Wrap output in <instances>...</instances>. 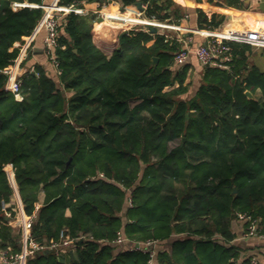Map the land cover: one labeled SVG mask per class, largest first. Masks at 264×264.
Returning <instances> with one entry per match:
<instances>
[{
    "label": "trees",
    "instance_id": "16d2710c",
    "mask_svg": "<svg viewBox=\"0 0 264 264\" xmlns=\"http://www.w3.org/2000/svg\"><path fill=\"white\" fill-rule=\"evenodd\" d=\"M29 1L0 0V248L20 250L6 213L12 162L25 210L36 212L34 236L76 238L73 255L46 249L26 264H254L234 223L243 219L248 232L256 219L264 230V68L250 60L255 46L229 40L230 67L203 65L191 94L192 63L174 60L178 38L137 27L107 54L93 39L98 15L71 10L47 51L56 74L37 63L22 75L19 100L5 88L6 70L44 14L43 0ZM141 1L150 18L172 15L174 0ZM217 15L202 21L219 25ZM149 240L160 245L155 255L131 247Z\"/></svg>",
    "mask_w": 264,
    "mask_h": 264
},
{
    "label": "crops",
    "instance_id": "0c3cea01",
    "mask_svg": "<svg viewBox=\"0 0 264 264\" xmlns=\"http://www.w3.org/2000/svg\"><path fill=\"white\" fill-rule=\"evenodd\" d=\"M59 1L60 0H43L42 5L45 7L42 18L33 33L25 37L24 45L20 46V53L22 52L20 70L22 75L29 71V69H33L37 63L45 65L51 74H56V66L53 61H51L49 53L47 52L48 49L45 45L47 31L43 26V18L48 15L51 10L56 14H61L62 17L66 16L67 12L55 8L56 4L64 5L60 4ZM25 2L28 4L30 1L25 0ZM142 5L143 8L140 9L135 3L123 5L121 0H114L109 3H105V1L84 2L83 6L79 8L82 9L81 13H94L98 15V19L95 21L93 27V39L107 54H112L113 51L121 45L122 34L124 32L128 33L131 29H134V23H130V21H146L133 15L147 16L145 14L144 4L142 3ZM171 9V17L161 21L178 24L181 29L165 25L162 26L165 28L164 31H161L159 28L158 30L159 32H166L175 37H182V39L178 40L182 45L188 44L192 49L189 61L192 63L196 73L198 72L199 76L203 65L199 62L194 49L199 43L207 40L208 34L206 31L221 30L219 32L230 34L229 28L264 29V0H174ZM128 11H131L132 14L131 12L127 14ZM113 12L122 16L120 18L111 16ZM215 13L218 14L217 19L222 18L219 25L206 26L207 22L202 21L203 15L207 14L211 17ZM130 15L134 17H129ZM109 17H111L110 19L112 20L110 24L106 22ZM202 23L203 26L201 25ZM250 60L264 68V56L261 49L254 48ZM10 182L13 187V195L12 201L6 203V206L13 205V208L18 211V214L14 219H11L8 215L7 217L13 230L20 235L18 240L20 246L19 251L24 252L28 245L30 229L27 226V220L30 214L25 210V204L16 179H10ZM44 197V193H41L40 199L37 202V209L42 205ZM237 225H241V227H236ZM235 227L237 229H235ZM234 229L238 235L236 239L242 242L239 244L248 249L249 253H256V256L264 262V239L256 234L249 235L248 232H245L246 227L244 226V222L241 223L239 221L236 225L234 224ZM70 251L71 249L68 252L72 254ZM63 253L65 254L66 252ZM63 253L59 255H63ZM27 260L28 258L23 259L20 264H26Z\"/></svg>",
    "mask_w": 264,
    "mask_h": 264
},
{
    "label": "built area",
    "instance_id": "2783aa9c",
    "mask_svg": "<svg viewBox=\"0 0 264 264\" xmlns=\"http://www.w3.org/2000/svg\"><path fill=\"white\" fill-rule=\"evenodd\" d=\"M114 0H105V3H109ZM16 4H27L16 3ZM45 7L44 5H42ZM146 7V5H144ZM55 8L58 10H62L64 12H68L71 10H75L77 12H82V9L75 6L74 4L64 6L56 4ZM61 14H56L54 11L46 15L43 18V26L45 27L47 34L45 37V45L48 50H53V48L58 44V37L60 34V21L62 19ZM146 23L150 25L158 26H168L174 27L177 29H181L180 25L174 23H167L159 20L156 16L149 17L145 19ZM230 34L221 33L219 31H206L208 34V38L206 41L199 43L194 52L202 65H219L226 68L230 67L229 61L233 57V46L229 43V40H238L243 42L251 43L256 47H264V29H252V28H229ZM223 31V30H222ZM168 38H178L179 40L182 37H175L173 35L166 34ZM18 46H23L24 43L18 42ZM192 49L188 44L182 45L175 51L174 60L176 63L183 65L184 63L189 61L190 53ZM22 59V52H19L18 57L15 60L14 65L6 70L8 74V79L6 82V90L11 91L15 97L19 100L23 99V94L21 91L22 84V72L20 70V62ZM5 170L8 173L9 178L12 180L15 179V170L14 164L9 162L5 165ZM8 213V212H7ZM36 217V212L29 215L27 220V226L30 229L28 235V245L25 248V251H15L12 245H8L5 247H1L0 249V264H20L23 259H27L28 257L36 255L39 251L46 249H54L57 254H61L63 252H68L70 249L75 248L76 246V238L71 237L64 231L61 232L59 239H51L50 241H39L33 234V223ZM240 217H246L245 214H240ZM250 218V217H249ZM258 220H251L250 231L249 234H256L264 239V230H258ZM126 239L124 234L119 231L117 236V241L122 242ZM151 242H156V240H149L146 242L147 245H142L143 243H139L138 245L132 244V248H147L152 249V255H155V250L153 247H150ZM145 244V243H144ZM149 245V246H148ZM152 263V260L150 261ZM254 264H264L260 259L254 258Z\"/></svg>",
    "mask_w": 264,
    "mask_h": 264
},
{
    "label": "rangeland",
    "instance_id": "374dc122",
    "mask_svg": "<svg viewBox=\"0 0 264 264\" xmlns=\"http://www.w3.org/2000/svg\"><path fill=\"white\" fill-rule=\"evenodd\" d=\"M125 10H127V9H125ZM135 17H137V18H141V19H148L149 17L148 16H144V15H136V14H133ZM134 23L133 24V28H135V27H138V28H141V27H143V28H147L148 27V25H150L149 23H146V22H141V21H130V23ZM158 28L161 30V31H164V27H162V26H158ZM159 31V30H158ZM161 33H166V32H161ZM166 34H168V33H166ZM170 35V34H169ZM254 48H256V49H261L262 50V47H254ZM200 77H199V75H198V72L196 73V71L194 70V68L193 69H191L190 70V72H189V79H193V81H194V85L192 86V88H191V91H190V93L192 94L194 91H195V86H196V83H198L199 82V79ZM175 85H177V84H175ZM11 201H12V199H11ZM7 203H10V202H7ZM13 203V202H12ZM8 206H11V205H8ZM8 212V213H7ZM6 213H7V215H8V217H10L11 219H14V218H16V216H17V214H18V211L15 209V208H12L11 210H8V211H6ZM240 220L239 219H237V222H239ZM237 222H236V220H235V225L237 224ZM241 223L243 222V219H242V221H240ZM236 227H241V225L240 226H236ZM235 227V229H237ZM240 231V230H239ZM248 233H249V231H248ZM238 236V235H237ZM241 236V235H240ZM241 240H239V239H235V242H237V243H242V242H240ZM143 246L144 245H147L146 243L144 244H142ZM158 242L156 241V242H151V245H150V247H153V249L155 250V253L157 252V249L159 248L158 247ZM149 246V245H148ZM160 246V245H159ZM145 249H147V248H145ZM254 258H257V259H259L257 256L256 257H254ZM152 263H154V259H152Z\"/></svg>",
    "mask_w": 264,
    "mask_h": 264
},
{
    "label": "water",
    "instance_id": "95a60500",
    "mask_svg": "<svg viewBox=\"0 0 264 264\" xmlns=\"http://www.w3.org/2000/svg\"><path fill=\"white\" fill-rule=\"evenodd\" d=\"M27 1H29V0H27ZM97 1H105V0H97ZM135 4H136L140 9L143 8L142 1H141V0H137V1L135 2ZM151 30H152V31H157V30H158V27H157L156 25H152V26H151ZM158 60H159V57H158V56H154V58H153V62H154V63H157ZM246 92H247L250 96H253V93H252L250 90H247ZM7 219H8V217H7ZM82 240H83V238L80 237L77 241H78V242H81ZM73 251H74V249H71L70 252L73 254Z\"/></svg>",
    "mask_w": 264,
    "mask_h": 264
},
{
    "label": "bare ground",
    "instance_id": "6f19581e",
    "mask_svg": "<svg viewBox=\"0 0 264 264\" xmlns=\"http://www.w3.org/2000/svg\"><path fill=\"white\" fill-rule=\"evenodd\" d=\"M129 12H131V11H128L127 14H128ZM131 14H132V12H131ZM111 16H114V17H118V18H120L122 15H120V14H116V13L113 12V13H111ZM114 17H113V18H114ZM129 17H134V16H133V15H132V16L130 15ZM110 18H111V17H109V18L107 19V21L105 20L108 24H110V23L112 22V20H111ZM117 22H118V21H117ZM119 23H120V22H119Z\"/></svg>",
    "mask_w": 264,
    "mask_h": 264
}]
</instances>
